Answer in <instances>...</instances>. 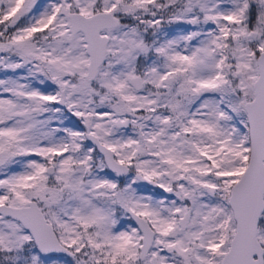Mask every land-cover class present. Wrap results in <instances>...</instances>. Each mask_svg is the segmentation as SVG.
Here are the masks:
<instances>
[{"label": "snow or ice", "instance_id": "1", "mask_svg": "<svg viewBox=\"0 0 264 264\" xmlns=\"http://www.w3.org/2000/svg\"><path fill=\"white\" fill-rule=\"evenodd\" d=\"M0 264H264V0H0Z\"/></svg>", "mask_w": 264, "mask_h": 264}]
</instances>
